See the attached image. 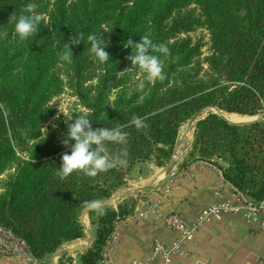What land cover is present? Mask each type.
<instances>
[{
  "label": "trees",
  "instance_id": "obj_1",
  "mask_svg": "<svg viewBox=\"0 0 264 264\" xmlns=\"http://www.w3.org/2000/svg\"><path fill=\"white\" fill-rule=\"evenodd\" d=\"M27 2L0 0V27L9 31L0 41V170L21 144L32 142L0 194V225L24 240L35 258L81 238L82 209L125 185L135 164L169 163L180 126L199 109L213 106L247 116L264 111V0H35L42 26L33 41L17 42L7 19ZM195 27L205 29L206 44L187 35ZM100 31L109 40V62H98L86 39L70 45L71 63L58 60L72 33ZM140 36L168 49L167 54L152 50L165 78H145L143 89L129 81L134 66L126 59L130 49L121 44ZM62 75L86 110L69 117L87 114L93 127L125 132L126 142L107 143V152L126 149V164L95 176L57 175L60 154L68 151L60 143L66 124L42 127L52 115L48 104L60 91ZM133 116L147 117L146 127L132 125ZM216 159L225 163L217 164L223 178L250 203L264 199L261 119L231 123L216 113L199 119L181 162ZM102 208V215L87 210L94 239L80 264H101L114 223L131 210L121 204Z\"/></svg>",
  "mask_w": 264,
  "mask_h": 264
},
{
  "label": "crops",
  "instance_id": "obj_2",
  "mask_svg": "<svg viewBox=\"0 0 264 264\" xmlns=\"http://www.w3.org/2000/svg\"><path fill=\"white\" fill-rule=\"evenodd\" d=\"M187 122L180 128V136L185 133ZM191 128L180 146L181 152L186 153L190 147L194 127ZM180 136L175 143V155ZM217 164L225 165L219 159L212 162L180 161L165 176L161 175L164 167L156 166L152 160L135 164L127 183L116 190L119 196L105 204L115 210L120 204L126 210L133 206L114 223L112 233L115 240L104 247L101 264H164L162 256L154 254V245L159 243L169 248L178 237L175 230L166 226V214L177 213L186 225L191 226L199 219L201 211L210 205L228 202L239 206V202L230 196V184L223 178ZM146 186L149 187L136 190ZM166 186L168 191L164 192ZM154 200H159L157 206L152 205ZM79 217L85 228L81 238L63 243L54 252L36 258L33 263L0 254V264H80V254L93 241L94 234L87 210ZM171 262L264 264V230L257 221L244 218L241 212L225 210L219 218L210 217L199 222L191 239L171 255Z\"/></svg>",
  "mask_w": 264,
  "mask_h": 264
},
{
  "label": "clouds",
  "instance_id": "obj_3",
  "mask_svg": "<svg viewBox=\"0 0 264 264\" xmlns=\"http://www.w3.org/2000/svg\"><path fill=\"white\" fill-rule=\"evenodd\" d=\"M37 7L35 0H28L19 14L8 15L7 23L12 25V33L17 42H25L29 39L33 41L36 38L42 26V16L37 12ZM8 36L9 31L0 27V41H4ZM85 39L89 44L88 51L94 55L98 62L107 63L111 60L109 52L105 50L109 40L102 34V31L99 33L91 32L86 36L83 32L72 33L69 41L64 42L60 51L57 52L58 60L71 63L74 56L71 46L80 44ZM125 41L126 43L121 44L130 49V53L126 57L130 65L134 66L130 68H138L146 74V79L151 82L162 81L165 78L163 64L158 56L152 54V50L158 49L159 52L167 54V47L162 44H155L149 36H140L139 41H134L131 38ZM138 88L143 89L144 84L140 83ZM56 118L58 119L59 116ZM146 119L147 117L133 116L131 123L138 129L144 128L146 127ZM63 120L66 124V131L62 133L60 143L68 151L60 154L57 175L61 178L72 174L74 171L82 172L87 176H95L98 172L107 171L117 164H126V149L111 155L107 152V143L124 144L126 142L127 134L120 128L93 127L92 120L88 118L87 114L75 115L65 119L63 113ZM87 207L97 210L101 215L103 214L100 201L93 200L87 204Z\"/></svg>",
  "mask_w": 264,
  "mask_h": 264
},
{
  "label": "built area",
  "instance_id": "obj_4",
  "mask_svg": "<svg viewBox=\"0 0 264 264\" xmlns=\"http://www.w3.org/2000/svg\"><path fill=\"white\" fill-rule=\"evenodd\" d=\"M230 184V183H229ZM164 192L168 191V187L163 188ZM230 196L239 202V206L231 205L228 202L220 204L210 205L204 208L199 219L191 226L186 225L183 218L177 213H168L164 216V222L167 227L175 230L178 233V237L173 242V245L169 248L163 247V245L156 243L153 248L154 254H160L164 261V264H172L171 255L178 252L181 245L191 239L194 228L202 220L212 218H219L220 214L225 210H231L234 212H241L242 216L250 221H257L260 228L264 230V199L257 204L250 203L246 197L238 190H236L231 184L229 185ZM159 200L152 201L153 206H157ZM115 240V234L111 233L107 239V244H112ZM0 254L10 255L15 258H19L27 263L35 262L36 258L31 254L29 248L24 240L15 236L8 228L0 225ZM133 264H139L134 262Z\"/></svg>",
  "mask_w": 264,
  "mask_h": 264
},
{
  "label": "rangeland",
  "instance_id": "obj_5",
  "mask_svg": "<svg viewBox=\"0 0 264 264\" xmlns=\"http://www.w3.org/2000/svg\"><path fill=\"white\" fill-rule=\"evenodd\" d=\"M187 35H189L194 40H199L203 42L204 44H206L207 42V34L205 29L202 27H195ZM202 52H203V56L207 54V46L204 45ZM199 59L201 60V58ZM203 68L204 70L206 69L205 66H203ZM58 71L60 74H63L65 71L64 67L60 66ZM128 73H129V81L137 84L142 83L146 78V74L143 73L142 71H139L138 69L132 68L129 70ZM48 105L52 111V115L47 118L46 122L42 127V131L46 130L48 127H57V125L60 124V122L63 120V113H64V118L67 119L70 116V114L73 113L74 111L86 112V110L80 105L79 100L76 97L74 91L67 85L66 78L64 77V75H62V85L60 91L50 99ZM57 116H59L58 119L56 118ZM258 119H261L264 122L263 117ZM182 125L180 126V128L182 127ZM179 134L180 133H178V136H180ZM31 143L32 142H28V145L21 144L16 150L15 157L12 160L6 162L4 168L0 170V194H3L6 191L8 182L10 178L14 175L17 166L20 164V161L23 158H27L26 156L27 149ZM175 149H176V145L174 146V150ZM174 150H173L174 156L172 155L171 160L176 156ZM184 155L185 152H182V158L184 157ZM105 200L106 199H103L100 202H104ZM81 213L82 211L80 212V214Z\"/></svg>",
  "mask_w": 264,
  "mask_h": 264
},
{
  "label": "water",
  "instance_id": "obj_6",
  "mask_svg": "<svg viewBox=\"0 0 264 264\" xmlns=\"http://www.w3.org/2000/svg\"><path fill=\"white\" fill-rule=\"evenodd\" d=\"M209 113H216L218 114L220 117L224 118L225 120H227L228 122H231V123H245V122H249V121H253V120H256L258 118H261V117H264V111L262 112H259L255 115H251L253 116L252 118L248 119V120H242V121H233V120H230L228 119L224 113L225 111L223 110H220L218 109L217 107H213V106H208V107H203L201 109H199L197 112H195L191 118L188 120V126H187V129L185 130V133H183L180 138L178 139V142H177V146H178V152H177V155L163 168V171H162V176H165V175H168L174 168L175 166L181 161L182 159V152H181V144L182 142L184 141V137L187 133V131L189 130L190 127H192L191 129H193L195 123L205 117L207 114ZM149 186H146V187H141V188H137L136 190H142L144 188H147ZM119 196V194L117 192H114L111 196H109L105 202L103 204H106L107 202H109L110 200H113L115 198H117ZM102 204V205H103ZM89 208L86 206L85 208L82 209V212H84L85 210H88ZM81 224H82V221L80 220ZM83 225V224H82ZM84 227V226H83ZM85 229V228H84ZM92 242H89V245L91 244Z\"/></svg>",
  "mask_w": 264,
  "mask_h": 264
},
{
  "label": "bare ground",
  "instance_id": "obj_7",
  "mask_svg": "<svg viewBox=\"0 0 264 264\" xmlns=\"http://www.w3.org/2000/svg\"><path fill=\"white\" fill-rule=\"evenodd\" d=\"M224 115L233 121H242V120H248L252 118V116H247V115H241V114H236V113H227L225 112Z\"/></svg>",
  "mask_w": 264,
  "mask_h": 264
}]
</instances>
